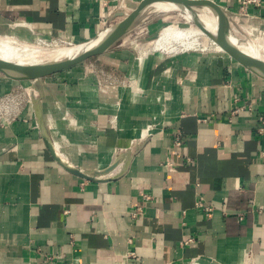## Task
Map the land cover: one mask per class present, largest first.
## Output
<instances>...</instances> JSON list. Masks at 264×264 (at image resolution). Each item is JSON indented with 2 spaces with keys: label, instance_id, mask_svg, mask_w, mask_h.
I'll return each instance as SVG.
<instances>
[{
  "label": "crops",
  "instance_id": "1",
  "mask_svg": "<svg viewBox=\"0 0 264 264\" xmlns=\"http://www.w3.org/2000/svg\"><path fill=\"white\" fill-rule=\"evenodd\" d=\"M124 1L0 0V32L83 43L121 19ZM214 1L264 26V0ZM126 37L42 87L51 137L72 163L103 169L138 151L116 180L60 167L28 88L15 94L25 81L0 73L13 99L0 107L24 105L0 127V264H264V78L212 48L139 61Z\"/></svg>",
  "mask_w": 264,
  "mask_h": 264
},
{
  "label": "water",
  "instance_id": "2",
  "mask_svg": "<svg viewBox=\"0 0 264 264\" xmlns=\"http://www.w3.org/2000/svg\"><path fill=\"white\" fill-rule=\"evenodd\" d=\"M159 3L172 4L178 11L191 14L194 23L203 29L225 52L249 70L264 78V60L249 55L234 42V39H242V36L236 33L235 28L242 35L244 34L242 26L245 24L242 17L246 15L232 12L214 0H141L136 8L130 12L121 6V9L114 16V19H121L107 26L91 40L83 42L86 47L73 56L32 64H20L0 58L1 74L16 81L32 82V88L28 90L29 100L34 111L37 127L48 152L60 167L81 179L96 183L119 179L127 173L133 157L138 151L133 154L118 155L109 166L103 169L83 168L64 157L58 151L44 118L42 104L44 91L42 87L45 85L43 79L110 51L143 22L153 5ZM204 7L209 8L217 17L218 28L216 31L208 28L199 18L198 10ZM148 139L149 136L143 139L137 150L142 149ZM121 164H123L121 171L112 174Z\"/></svg>",
  "mask_w": 264,
  "mask_h": 264
},
{
  "label": "bare ground",
  "instance_id": "3",
  "mask_svg": "<svg viewBox=\"0 0 264 264\" xmlns=\"http://www.w3.org/2000/svg\"><path fill=\"white\" fill-rule=\"evenodd\" d=\"M174 10L178 11L172 4H155L149 10L148 14H146L142 23L156 14ZM180 15L182 16V20L163 26L160 31H158L159 33L153 41L137 48L139 61H143L150 53L155 52L160 55L168 56L190 50H207V48H212L213 51L214 49L224 51V49L215 43L203 29L194 23L191 14L180 12ZM198 15L208 28L213 31L217 30L218 19L209 8H200L198 10ZM242 29L244 31L243 35L235 28L236 33L240 34L242 39H234V42L237 43L244 52L264 60V39L256 34L247 35L245 34L246 31L252 30H247L243 26ZM262 35H264V33ZM205 41L209 42V44L203 45ZM84 47H86L84 43H69V45L55 44L52 48H45L39 44H29L19 38L0 36V58L20 64H32L70 57L77 54ZM2 104H5L4 100ZM57 147L60 149L58 145Z\"/></svg>",
  "mask_w": 264,
  "mask_h": 264
},
{
  "label": "rangeland",
  "instance_id": "4",
  "mask_svg": "<svg viewBox=\"0 0 264 264\" xmlns=\"http://www.w3.org/2000/svg\"><path fill=\"white\" fill-rule=\"evenodd\" d=\"M127 2L131 3V7L128 8V12H130L133 9L136 8L137 4L139 3V0H130V1L126 0L125 3H127ZM149 20H150L149 23H145V22L141 23L136 28V31H134L133 33H131L130 35H128L126 37V41L123 42L124 43L123 46L125 48L129 49L130 47H132V48L134 47L137 50V48L139 46H143V45L148 44L149 42L153 41L156 38V36L159 33L158 31H160V29L163 26L171 24L172 22H175V21L182 20V16L180 15V11H175L174 10V11H170V12H162V13L156 14L155 16H152ZM244 24H245L243 26L244 28H246L247 30L248 29L252 30V31H246L245 34H247V35L256 34L260 38L264 39V35H262L264 33V26L263 25L262 26H258L257 24H255L253 22H250L249 24L244 22ZM0 36H10V37L17 38L16 36L11 35L10 33L8 34V33H4V32H0ZM20 40H23V39H20ZM23 41H25V42H27L29 44H32V45L39 44V45L44 46L45 48L46 47L47 48H52V47L55 46V44H57V45L58 44L59 45H69L68 42H65V41H63L61 39H56V38H51L50 39V38H46V37H42V36H38L36 38L32 37L30 39H24ZM208 44H209V42L205 41L203 45H208ZM209 49H211V48H207V50H209ZM198 50H200V49H198ZM201 50H203V49H201ZM205 50L206 49H204V51ZM190 51H192V50H190ZM193 51H195V50H193ZM78 65H80V66H78ZM78 65H76V66L82 67L84 64L80 63ZM16 83H19V84H17L18 85L17 86V91H16L17 93H15V94L19 95L20 97H22V95H23V97L25 96V98L27 99L26 91H27V88H28V90L30 88H32V82L25 81V82H16ZM8 94L9 93L5 92V93H2L0 95V98H2V97L6 98L4 100H7L6 101L7 103H9V102H11L13 100ZM20 97H18V99H20ZM16 102H17V105H14L15 106L14 110H11L9 113L5 112V110L7 108H5V107L1 108L0 107V127H2V125H4L3 121L5 120V118L7 116L11 117L12 115L15 114L16 111H19L24 106V105H22L21 101L17 100ZM30 105H31V102H30L29 97H28V106H30Z\"/></svg>",
  "mask_w": 264,
  "mask_h": 264
},
{
  "label": "built area",
  "instance_id": "5",
  "mask_svg": "<svg viewBox=\"0 0 264 264\" xmlns=\"http://www.w3.org/2000/svg\"><path fill=\"white\" fill-rule=\"evenodd\" d=\"M238 1L241 4L242 8H247L251 3H255V4L260 3V0H238ZM65 42H67V41H65ZM4 99H6V98L0 99V101L4 100ZM8 106H9V104H8ZM1 108H3V107H1ZM5 108H7V107H5ZM5 112H6V110H5ZM258 132L260 134H264V112L260 116ZM178 143H179V141H178ZM261 157L264 160V150L261 153ZM200 206H202L206 209L209 217L212 215V208L211 207L204 205L202 203H200ZM56 261H57L56 258L54 256H50V255H46L45 259H44L45 264H55Z\"/></svg>",
  "mask_w": 264,
  "mask_h": 264
}]
</instances>
